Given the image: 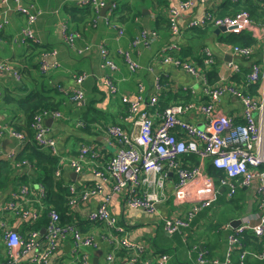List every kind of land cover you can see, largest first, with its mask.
Returning a JSON list of instances; mask_svg holds the SVG:
<instances>
[{
  "label": "built area",
  "instance_id": "obj_1",
  "mask_svg": "<svg viewBox=\"0 0 264 264\" xmlns=\"http://www.w3.org/2000/svg\"><path fill=\"white\" fill-rule=\"evenodd\" d=\"M207 1L174 0L169 3L166 8V19L170 32L173 35H179L181 33L179 17L196 3ZM232 1L237 3L240 0ZM256 1L264 8V0ZM76 5L90 6L96 15H99L101 8L108 6L110 16H105V23L118 29V37L124 35V28L113 22L112 14L117 7L115 0H76ZM13 8L25 16V22L15 39L25 43L37 42L33 25L42 10L33 2L26 5L21 0H13ZM94 19H92L93 22ZM5 22L6 19L0 21V27ZM242 22L255 23L249 11L244 8L225 15H217L214 11L208 10L201 18L193 19L189 27H204L212 24L215 27L234 28ZM61 31L69 49L76 50L78 53L90 49L89 44L78 48L76 38L80 36V32L71 28L66 22L62 25ZM262 33L264 35V25ZM157 37L158 31L155 28L141 27L129 40L128 47L118 49L130 72H137L144 68L138 59L134 58L132 50L149 46ZM98 49L102 57V65L109 69L101 77V82L107 86L112 95H116L119 88L111 72L117 70V64L110 56L105 41H100ZM178 50L179 46L176 42H167L159 47L156 59L164 64H173L191 74L208 99L206 101H198L194 98L188 101L181 100L159 110V97L164 89L161 76L154 77L153 91L146 98L142 95L144 85L139 82L137 92L132 98L122 93L119 98L126 105L121 118L132 122V130L119 123L97 125L105 126L104 138L111 150H103L95 144L81 143L74 157L61 156L57 139L50 135L45 119H63L65 117L63 112L59 109L41 108L32 115L29 128L32 131L34 143L59 155L58 167L54 171L55 178L60 179L63 176V165H67L78 175L89 171L93 177L91 183H83L81 186L76 185L75 182L68 183L69 209L73 210L78 203L90 196L103 194L100 203L87 211L86 220L104 223L107 230L85 233L75 221L61 223L60 213L53 207H48L45 212L47 221L41 233L38 229L21 233L13 230L5 219L0 218V234L6 248V255L0 260V264H25L23 257L27 253H31L27 259L28 263L48 264L65 240H69L71 246L70 261L57 260V264H89V253L86 248H97L101 241L121 249L127 264H170V256L165 251L150 257L146 253V244L143 241L131 239L126 227L119 223L118 218L109 209V203L113 197L124 193L126 206L154 215L157 212V205L168 199V194L162 188L169 171H175L178 176L171 193L173 203H189L182 214L164 217L162 225L169 233L181 232L190 227L196 215L217 200L216 187H225L226 197L232 199L239 186H249L253 180H256L257 206L260 212L254 217H242L240 223L231 228L227 235V247L223 257L209 256L202 246L194 245L192 249L196 250L197 264H234L235 254L238 255V264H244L247 255H251L264 264V79L261 81L263 86L260 89V95H250L242 87L229 82V77L241 72L240 64L229 60L224 64L228 78L222 77L219 81L210 83L207 70L216 64L212 50L207 46L201 48L200 65L182 58ZM253 52V44L231 46L233 56L248 59ZM46 53L43 51L42 55ZM58 65L56 61L51 65L40 61L39 69L42 73H47ZM3 71H10L16 79H19L21 75L9 63L0 61V73ZM263 72L264 42L261 63L251 60L249 70L245 73L247 83L260 82ZM85 78L84 73L75 76L78 83ZM59 89L73 102L83 100L85 96L81 87L71 90ZM182 90H186V87ZM225 93L240 101V120H237L234 114L225 113L218 106L221 96ZM1 99L0 91V103ZM184 115H200L203 119L202 126L186 120ZM77 125L85 126L86 123L80 120ZM4 133L12 135L21 144H25L28 140L26 133L0 122V135ZM187 153L196 155L200 160L209 158L211 164L222 171V174L212 176L203 171L200 165H184L182 157ZM14 156L13 151L7 155V158ZM21 164L30 166L26 160H23ZM105 187L109 188L108 192H104ZM9 192L10 197L1 207V211L14 213L21 219L31 222L38 220L44 213L46 206L43 200L46 189L41 182L33 185L22 184L7 193ZM1 193L0 188V197ZM248 233L260 241V248L257 251L246 246L245 239ZM106 258L112 261L115 256L111 252Z\"/></svg>",
  "mask_w": 264,
  "mask_h": 264
},
{
  "label": "crops",
  "instance_id": "obj_2",
  "mask_svg": "<svg viewBox=\"0 0 264 264\" xmlns=\"http://www.w3.org/2000/svg\"><path fill=\"white\" fill-rule=\"evenodd\" d=\"M115 1L125 2L127 3L126 8L130 6L135 11L136 8L141 9L142 13L141 16L133 14L134 16L128 18L127 14H124L125 11L122 10L113 19L114 24L124 28V35L121 37H118L117 28L108 25L104 21L105 16H110L108 6H104L106 9L103 14L101 13L102 8L99 11V15H96L93 10L94 15L91 20L83 23L81 21H71L70 9L72 5H76V0H21L26 5L33 2L36 7L42 10L33 25L37 42L29 41L25 43L15 39L25 22V16L13 8V0H7L6 2L0 0V21L6 19V22L0 27V61H6L13 69L21 73L19 79H16L10 71L0 73V91L2 93L0 103L1 123H7L11 126H14L13 124L25 126L24 114L19 110L15 100L26 96L33 89L44 87L46 93L61 101L58 109L65 115L63 119H45L50 135L57 139L61 156H66V158L74 157L77 155L81 143L95 144L99 148L102 147L103 150H111L104 138L103 128L105 126L100 127L102 126L100 122L105 124L119 123L125 128L132 130V122L124 121L121 118V115L125 112L126 105L119 98L121 93L132 98L137 92L139 82L144 85L142 95L146 98L153 91L154 77L160 75L164 89L161 91L159 102L163 101L166 104L181 101L182 96H191V98L198 101H206L208 99L199 87L198 81L191 74L173 64H164L156 59L159 47L170 41L178 44L179 50L177 52L182 58H187L197 65H200L202 60L201 48L203 46L209 47L216 59L214 66L217 75L216 81H219L222 77H227L224 68V64L227 62L225 56L230 55L232 60L240 64L241 72L227 78L229 82L237 84L247 92L248 86H246L247 83L245 85V73L249 70L250 61L254 60L261 63V57L263 56L264 35L262 28L264 21H255L253 24L242 22L234 28L228 26L215 27L212 24H208L204 27H199L202 34L190 33L188 29L193 27H189V23L193 19L201 18L206 11L212 10L217 15H225L228 10L237 5L232 0H208L206 3H196L190 10L182 14L178 20L181 25V33L173 35L168 28L166 19L167 7L164 11L162 6L157 7L159 13L162 14L161 17H157L153 7H156V1ZM167 1L169 4L174 0ZM243 1L240 0V4ZM93 18H95L94 22L92 21ZM65 22L71 28L80 32V36L76 38L78 48L89 44L91 45L90 49L78 53L76 50L69 49L66 46L61 31ZM141 27L155 28L158 31V37L149 46L139 50H132L134 58L138 59L144 66L143 69L132 73L127 69L123 57L118 53V49L128 47L129 40ZM245 37L253 40L254 52L252 56L248 59L233 56L231 54V46L234 43L238 44L236 39ZM231 38L235 39L232 40ZM100 41L106 42L109 54L118 67L117 70L111 72L119 88V92L116 95H112L107 86L101 82V77L109 69L102 65V57L98 49ZM43 51L47 53L42 55ZM40 61H44L48 65L56 61L59 65L49 68L50 70L47 73H42L39 69ZM203 68L208 69L209 67ZM82 73L86 74V78L78 83L75 76ZM234 76L235 79H238V82L232 79ZM263 79L264 72L260 82L249 85L256 89V94L252 95H260V89L263 86L261 81ZM76 87H81L85 93L83 100L78 102L69 100L65 93L59 89L71 90ZM183 87H186V90L183 91ZM188 89H191L192 93ZM218 106L225 113L234 114L236 119L240 120L241 103L234 96L228 93L223 94ZM88 107L91 108L89 111L94 112L92 116H97L98 121L92 123L87 132L85 130L86 125L78 126L77 122L82 120L79 116ZM184 118L197 123L198 126L203 124V119L200 115H184ZM27 127L29 128V126ZM27 127L19 130L28 136ZM29 130L31 131L30 128ZM23 145L8 133L0 135V159H7V155L13 151L17 154ZM182 163L191 166L200 165L203 171L212 176H216L214 173L219 171L211 164L209 158L200 160L193 154L183 155ZM16 171L19 175L32 172L31 168L27 166ZM62 173L67 183L75 182L78 186L83 183L89 184L93 181L89 171L81 174L80 178L79 176L74 177L73 171L67 165L62 166ZM177 178L175 171L168 172L162 188L168 194V199L157 205V212L154 215L126 206L124 193L113 197L109 203V209L118 218L119 223L126 227L131 239L140 240L146 244V253L150 257L160 251H165L170 256V264H197L196 250L192 249L196 245L202 246L209 256L222 258L227 247V235L233 227V221L247 216L254 217L260 212L259 206H257V181L253 180L249 186H239L236 190L234 197L239 196L240 200L244 201L245 208L243 210L239 211L229 207L227 205L229 199L226 197L227 189L219 186L216 187L217 200L210 207L202 209L196 215L190 227L183 229L181 232L169 233L162 225L164 217L182 214L189 206V203H173L171 193ZM106 185L109 186L107 183ZM11 189L4 192L1 188L0 209L10 197V192H7L11 191ZM240 189L241 191H239ZM108 191L109 188L105 187L104 192ZM102 197L103 194L90 196L88 199L78 203L73 210H70L69 216L72 221L74 220L79 225L83 232L98 233L107 230L104 223L86 220L87 211L97 206ZM0 218L5 219L11 227H15L19 232H28L25 226L26 221L19 219L20 217L0 210ZM156 221L159 223L155 224L154 222ZM37 229L40 233L43 232L45 224ZM251 235L249 233L246 235L247 240L249 239L248 241L253 240ZM166 245H168V248H166ZM247 247L257 251L260 248V241L255 238V242L248 244ZM86 251L89 253V264H127L125 263L123 251L121 252V249L114 248L108 242L101 241L97 248H86ZM111 252L115 258L112 261H108L106 257ZM5 255L6 248L0 234V260ZM30 255L31 253H27L23 257L25 264H30L27 262ZM70 258V242L65 240L62 247L53 254L48 264H57V260L69 262ZM233 262L238 264L237 254L233 256ZM244 264L263 263L251 255H247Z\"/></svg>",
  "mask_w": 264,
  "mask_h": 264
},
{
  "label": "trees",
  "instance_id": "obj_3",
  "mask_svg": "<svg viewBox=\"0 0 264 264\" xmlns=\"http://www.w3.org/2000/svg\"><path fill=\"white\" fill-rule=\"evenodd\" d=\"M142 1H147V0H142ZM153 1L157 2L155 4L156 7L153 6L155 8V14L157 17H161L162 14L159 13L157 7L159 8L160 6H162L164 11L165 8L167 7L168 1L167 0H153ZM116 2H117L116 9L118 7L120 9H125L127 6V3L125 2L122 1L120 2L116 1ZM240 8H244L248 10L250 15L255 21L257 22L264 21V8L260 6V3L258 1L244 0L241 4L237 3V5H235L233 8L228 10L227 14H233L236 10ZM127 9H128V12L126 13L127 16L131 15L132 11L134 15L135 14L139 16L142 15L141 9L136 8L135 11L134 9L130 8V6H128ZM70 13H71V21L74 22L81 21L83 23L91 20V18L94 15L93 9L90 6L78 7L76 5H72L70 9ZM188 30L190 33H196L198 35L202 34V31L199 27L189 28ZM231 39L233 40L235 38H231ZM236 42H238V44H243V45L254 44L252 43L253 40L250 39L249 37L238 38L236 39ZM207 75L210 83H214L216 81L217 75H216V69L214 67H211L207 70ZM232 79L238 82V79H235V76L232 77ZM246 83L247 80L245 79V85ZM249 85L250 84L248 83L246 85L248 86L247 92H249L250 95L256 94V89L252 86L250 87ZM181 98L183 101H188L191 99V96H187V97L182 96ZM15 102L19 110L23 112L24 114L23 116L25 117L24 118L25 126L13 124L14 126L12 127L16 130L26 129V127L29 126L32 115L39 109L41 108L58 109L61 105V101L53 97L49 93H46V89L44 87H41L40 89L38 88L33 89L26 96L15 100ZM168 104H166V102L163 101L159 102L158 104L159 110H161ZM89 109L91 108L88 107L86 111L81 113L79 116L80 119H82L86 123L85 130L87 132L90 129V125L98 121L97 116L95 117L92 116L94 112L89 111ZM100 124H105V123L100 122ZM26 131L28 134V140L25 142V144L20 149V151H18L13 158L0 159V188H2L5 192L8 189L11 188L13 189L14 187H17L22 184L33 185L34 183L41 182L44 185L46 189V195L43 202L46 208L44 209V213L42 214V216L39 217V219L36 221L31 222L29 220L22 219L26 221L25 222V226L27 228L26 231L41 228V226H43L46 223L47 217L45 215V212L48 209V207H53L60 213L61 223L74 222V220L72 221L71 217L69 216L70 209L67 204V200H68L67 196L69 194L68 186H67L68 183L63 176L60 177V179H57L54 176V171L58 167L59 155L53 154L49 149H44L37 146L32 140V133L28 127ZM186 155H192V153H187L185 154V156ZM23 160H26L30 164L29 167L32 170L30 174L19 175V173L16 171L19 168L26 167L25 164H21ZM214 174L218 175V174H222V172L219 170L217 173ZM239 191H241V189ZM227 205L232 209L235 208L239 211L245 208V203L244 201L242 202L240 200L239 196H235L234 198L229 199L227 201ZM9 214L16 215L14 213H9ZM251 238H253V240L248 241L249 239L248 240L247 238L245 239L246 246H248V244H252L253 242H255V238L252 235Z\"/></svg>",
  "mask_w": 264,
  "mask_h": 264
},
{
  "label": "water",
  "instance_id": "obj_4",
  "mask_svg": "<svg viewBox=\"0 0 264 264\" xmlns=\"http://www.w3.org/2000/svg\"><path fill=\"white\" fill-rule=\"evenodd\" d=\"M105 9H106L105 7L102 8V11H101L102 14L104 13ZM222 28L224 29V27H222ZM225 59H226L227 61H228L229 59L232 60L231 57H230V55H226V56H225ZM49 120H51V119H49ZM72 174L74 175V177L79 176V178H80V175H78V174H76V173H74V172H73ZM239 223H240V219H235V221H233V227L237 226ZM13 230H16V228L13 227ZM95 258H96V257H95Z\"/></svg>",
  "mask_w": 264,
  "mask_h": 264
},
{
  "label": "rangeland",
  "instance_id": "obj_5",
  "mask_svg": "<svg viewBox=\"0 0 264 264\" xmlns=\"http://www.w3.org/2000/svg\"><path fill=\"white\" fill-rule=\"evenodd\" d=\"M234 5V4H233ZM143 9V8H142ZM125 11V15H126V13L128 12V9L127 8H125V9H120L119 7L113 12V14H112V18L114 19V18H116L119 14H120V12L121 11ZM114 15V16H113ZM132 16H134L133 15V12H132V14L131 15H128V18L130 17H132ZM125 62V61H124ZM126 64V63H125ZM127 67V66H126ZM130 73V72H129ZM21 74V73H20ZM131 74V73H130ZM21 76V75H20ZM189 91L191 90V89H188ZM2 94V93H1ZM194 155V154H193ZM166 248H168V245H166ZM101 259H102V257H101Z\"/></svg>",
  "mask_w": 264,
  "mask_h": 264
},
{
  "label": "clouds",
  "instance_id": "obj_6",
  "mask_svg": "<svg viewBox=\"0 0 264 264\" xmlns=\"http://www.w3.org/2000/svg\"><path fill=\"white\" fill-rule=\"evenodd\" d=\"M237 3H240V1H239V2H237ZM234 44H237V43H234Z\"/></svg>",
  "mask_w": 264,
  "mask_h": 264
}]
</instances>
